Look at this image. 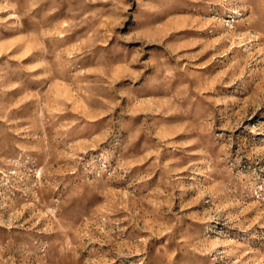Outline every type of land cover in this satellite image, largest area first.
Here are the masks:
<instances>
[{"label": "rangeland", "instance_id": "rangeland-1", "mask_svg": "<svg viewBox=\"0 0 264 264\" xmlns=\"http://www.w3.org/2000/svg\"><path fill=\"white\" fill-rule=\"evenodd\" d=\"M0 264H264V0H0Z\"/></svg>", "mask_w": 264, "mask_h": 264}]
</instances>
